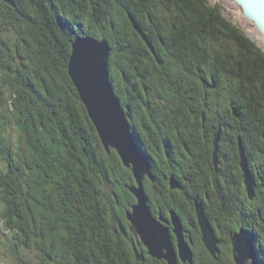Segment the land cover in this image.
Wrapping results in <instances>:
<instances>
[{"label": "trees", "instance_id": "16d2710c", "mask_svg": "<svg viewBox=\"0 0 264 264\" xmlns=\"http://www.w3.org/2000/svg\"><path fill=\"white\" fill-rule=\"evenodd\" d=\"M13 1L11 7L0 0V164L4 168L0 169V224L5 237L0 238V257L4 263L166 264L148 256L130 232L126 213L136 203L128 189L134 185L132 172L114 150L104 151L68 74L71 44L79 35L108 42L109 76L116 96V71L121 65L145 74L144 67L153 72V66H172L175 61L191 78L195 73L205 81L200 83L202 105L213 99V130L221 132L219 150L224 141L231 143L232 161L241 177L240 137L256 180L258 206L248 214L234 208L225 213L245 220L244 230L257 248V264H264V165L258 170L254 164L262 156L264 162V52L207 0ZM211 82L214 87L209 89L206 84ZM139 147L144 152L140 143ZM163 183V178H156L159 188ZM144 189L155 218L173 210L184 226L190 223L194 231L187 229L185 235L194 241V264H215L200 247L198 236L192 239L197 234L193 205L202 204V196L184 193L192 202L189 206L171 192L167 199L164 190L157 192L161 200H156L147 186ZM240 199L253 203L245 193ZM205 213L214 227L206 208ZM225 213L218 215L216 235L224 246L234 233H220ZM221 257L217 260L223 264Z\"/></svg>", "mask_w": 264, "mask_h": 264}, {"label": "water", "instance_id": "95a60500", "mask_svg": "<svg viewBox=\"0 0 264 264\" xmlns=\"http://www.w3.org/2000/svg\"><path fill=\"white\" fill-rule=\"evenodd\" d=\"M14 6L13 0H2ZM235 3L245 19H247L264 38V0H228ZM133 28L142 36L150 51L155 54L153 46L142 33L132 16H129ZM111 48L108 42L87 36H76L71 44V54L68 62V74L77 90L79 98L86 108L89 119L94 125L99 139L106 150H114L125 168L130 169L135 184L128 187L136 198V203L126 213L130 223V232L147 249V254L167 264H193V252L183 235V228L179 216L170 212L172 232L176 237V246L172 242L169 228L164 225L162 217L155 218L148 207V197L144 189V179L154 180L148 158L142 152L132 133L128 117L116 96L109 76V56ZM213 88V86H211ZM234 115L236 110H234ZM213 159L220 140V132L214 133ZM239 151V166L242 172L246 193L250 199L254 198L256 182L250 170L249 161L239 137L237 140ZM170 188L178 189L177 182L170 178ZM197 223L199 225L202 242L213 258L219 253V240L215 230L206 216L203 204L195 203ZM166 224V223H165ZM168 224V223H167ZM232 254L235 264H254L256 246L244 229L234 232L230 237ZM177 249H176V248ZM139 261L142 254L137 255Z\"/></svg>", "mask_w": 264, "mask_h": 264}, {"label": "flooded vegetation", "instance_id": "af4514ba", "mask_svg": "<svg viewBox=\"0 0 264 264\" xmlns=\"http://www.w3.org/2000/svg\"><path fill=\"white\" fill-rule=\"evenodd\" d=\"M158 70L166 71L165 67H161L148 72L147 67H144L146 73L140 74L121 65L119 72L123 87L117 85V97L128 117L133 135L149 160L154 178L151 182L155 183L156 178H163L164 182L175 178L179 185L177 190L204 194V198H200L204 209L217 208L216 213L213 209L215 217L212 214L211 218L217 229L220 211L232 208L241 210L244 204L237 196L243 176L241 173L240 177L233 164V147L231 143L225 148L221 147V150L218 147L214 163L215 106L202 105L200 83L204 84L205 81L201 82L194 73L191 81L172 78L168 83L166 78L170 77L158 73ZM213 84H206V87L212 89ZM171 88L173 92H170ZM204 108L209 111L208 117L202 113ZM200 129L202 136L199 134ZM199 136L207 144L202 145ZM159 217L165 220L164 225L172 231L170 220ZM241 221L245 222L243 219ZM218 240L220 244L222 240Z\"/></svg>", "mask_w": 264, "mask_h": 264}, {"label": "rangeland", "instance_id": "374dc122", "mask_svg": "<svg viewBox=\"0 0 264 264\" xmlns=\"http://www.w3.org/2000/svg\"><path fill=\"white\" fill-rule=\"evenodd\" d=\"M2 1V0H1ZM3 3L9 5L8 3L2 1ZM208 4L211 5V6H218L221 10V13L223 15V17L228 20L229 22H231L232 24H234L236 27H238L251 41H253L263 52H264V38L258 33V31L256 30V28L247 20L244 18V16L242 15L239 7L233 3V2H230L228 0H207ZM10 6V5H9ZM12 7V6H11ZM132 24V23H131ZM138 33V32H137ZM79 36V35H78ZM153 54V53H152ZM154 55V54H153ZM155 56V55H154ZM110 57V56H109ZM155 59L157 60V57H155ZM69 62V60H68ZM109 62V60H108ZM172 66H166L165 69L166 71L163 72L164 74H167L170 78H166V81L168 83H170L169 81L174 78V79H177V78H182V79H185V80H188V81H191L192 78L190 77V75L185 71V69L180 65V64H177V62L174 61L173 64H171ZM153 66V65H152ZM68 67V66H67ZM153 68H158V65L157 66H153ZM116 78H115V83H116V86L119 84L120 87L122 86L123 87V83H121V77H120V72H119V67L117 68V71H116ZM163 75V74H162ZM164 76V75H163ZM163 78V77H162ZM213 82H211L210 85H212ZM214 85V84H213ZM166 88H167V85H165ZM172 89V88H171ZM170 92H173V89L170 91ZM206 97H208L207 93H206ZM210 98V97H209ZM212 99V98H211ZM81 101V100H80ZM213 101V99H212ZM211 101V103L209 104L210 106L213 104V102ZM83 104V103H82ZM206 117H207V113H208V116H209V111H206ZM202 117V116H201ZM201 130H199V134L201 135ZM220 132V130H217ZM216 131V132H217ZM97 132V131H96ZM202 136V135H201ZM201 136L200 139H201ZM99 137V136H98ZM220 139H221V132H220ZM100 140V139H99ZM101 142V141H100ZM207 141L204 140V139H201V143L202 145L204 144H207L206 143ZM219 143H220V140H219ZM219 143H218V147H219ZM225 144V146H228L225 141L223 142ZM243 144V143H242ZM102 145V143H101ZM210 146V145H209ZM214 146V145H213ZM103 147V145H102ZM224 147V146H223ZM244 147V146H243ZM225 148V147H224ZM104 149V147H103ZM104 151L106 152V150L104 149ZM107 154H110V152H106ZM263 156L262 157H258V161H256L254 164L257 166L258 170H263L262 166L261 165H264V162H263ZM250 166V164H249ZM240 167V166H239ZM0 169H4L3 168V165L0 164ZM260 172V171H259ZM235 176L237 177L238 174L235 172ZM133 175V174H132ZM134 179V177H133ZM175 181L176 179L173 178ZM255 179V178H254ZM146 180H147V183H146ZM177 182V181H176ZM256 182V180H255ZM144 187L147 186V189L151 190L153 193H151V195H153L154 199L156 200H161V198L158 197V194L157 192L159 191H162L164 190L165 193V198L167 199V196H169V192L173 193V195H177V199L181 202V200L185 199L187 201V205L191 206L192 202L189 201L187 198H185L186 196H184V192L182 191H179L177 189H171L170 188V185H169V179H167L165 181L164 184V188L163 187H158V185H156L155 183H152L151 180L149 178H145L144 181ZM134 184H135V180H134ZM239 194L237 195L239 197V199L241 198V195L245 193V196H246V199L248 200H251V202H253L251 205H248V204H243L242 207H241V211H244L245 214H248L249 211H252L253 208H256L258 206V203L259 201L257 202L255 200L256 197L252 198V199H249L248 198V195L246 193V187H245V184H244V181L241 180V185L239 186ZM191 192V191H190ZM192 193V192H191ZM190 193V194H191ZM150 194V193H149ZM194 194V193H193ZM256 195V193H255ZM201 196L204 198V194H201ZM134 197V195H133ZM157 197V198H156ZM135 198V197H134ZM149 198V197H148ZM243 198V197H242ZM136 200V198H135ZM255 200V201H254ZM149 201V199H148ZM247 201V200H245ZM256 202V203H255ZM195 203H198V201H196ZM195 203L193 206H195ZM149 207V205H148ZM154 208L157 209V206L154 205ZM243 208V209H242ZM195 209V207H194ZM207 212L210 213L211 215V218H213L212 216L214 215L215 217V213L217 212V208H213L212 207V210L210 208H207ZM213 209H214V214H213ZM2 210V206L0 205V212ZM240 210V209H239ZM167 215L163 214V217L165 219H168L170 220V212L173 211V210H167ZM223 212L225 213L226 211L223 210ZM228 213V212H227ZM213 214V215H212ZM226 214V213H225ZM178 215V214H177ZM218 215V214H217ZM226 218L225 220L222 219L221 221V224H220V233H223L225 231H231L233 230L234 232H238L240 229H245L244 227H246L245 223L246 222H242L240 220V218H238V214H226ZM159 216H162L161 214H159ZM158 216V217H159ZM195 216H196V212H195ZM207 216V215H206ZM249 216V215H248ZM217 217V216H216ZM180 218V217H179ZM217 218H220V217H217ZM127 219V218H126ZM197 219V218H196ZM181 220V219H180ZM220 220V219H218ZM247 221V220H246ZM216 222V221H215ZM189 223V222H188ZM188 223L185 224V228H184V225L182 224V228H183V235L186 234V230L187 229H190L191 228V225H189ZM196 223V226H197V234H194V236H192V239L196 238L197 236V240L199 239L200 240V243H201V248H203L206 253L208 255H210V257L215 261V264H221L222 262L219 260H217V257L218 255L222 256L221 258L223 259L224 258V261H223V264H235L234 262V259H233V254H232V246H231V241L229 239V236L226 238L228 239L229 243L228 245L224 246V244H222V242H220L219 244V253L217 254V256L215 258L212 257V255L208 252V250L206 249L205 245L203 244L202 242V234H201V231H200V228H199V225L197 223V221L195 222ZM130 224V223H129ZM170 224H171V220H170ZM172 225V224H171ZM217 225V223H216ZM195 228V227H194ZM192 229V228H191ZM214 229H215V234L217 235L218 234V229H216V227L214 226ZM130 230V229H129ZM192 231H194L192 229ZM170 234H171V237H172V242L174 243V245L176 246V237L174 235V233L170 230ZM219 235V234H218ZM4 235L2 234V228H1V224H0V238L1 239H4L5 237H3ZM225 239V240H226ZM186 242L190 245L191 249H192V252H193V264H194V241L192 242L193 243V247H192V243H190V241L188 240V238H185ZM198 240V241H199ZM226 242V241H224ZM197 244V243H196ZM200 245V244H199ZM223 245V246H222ZM228 247V249H227ZM176 248V247H175ZM146 249V248H145ZM177 249V248H176ZM146 252H147V249H146ZM148 255V254H147ZM149 256V255H148ZM159 261H163V260H159ZM165 262V261H164ZM166 263V262H165ZM257 258L255 257V262L254 264H257ZM0 264H6L4 263L3 259L0 257ZM167 264V263H166ZM178 264H188V263H183L181 262L180 260L178 261Z\"/></svg>", "mask_w": 264, "mask_h": 264}, {"label": "bare ground", "instance_id": "6f19581e", "mask_svg": "<svg viewBox=\"0 0 264 264\" xmlns=\"http://www.w3.org/2000/svg\"><path fill=\"white\" fill-rule=\"evenodd\" d=\"M115 53V52H114ZM249 198V197H248ZM250 199V198H249ZM185 237V236H184ZM190 243H191V239H189Z\"/></svg>", "mask_w": 264, "mask_h": 264}]
</instances>
